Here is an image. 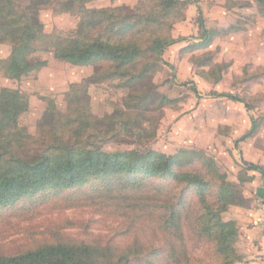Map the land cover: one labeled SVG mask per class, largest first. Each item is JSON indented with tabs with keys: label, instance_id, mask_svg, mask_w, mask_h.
I'll return each mask as SVG.
<instances>
[{
	"label": "rangeland",
	"instance_id": "obj_1",
	"mask_svg": "<svg viewBox=\"0 0 264 264\" xmlns=\"http://www.w3.org/2000/svg\"><path fill=\"white\" fill-rule=\"evenodd\" d=\"M179 1L182 13L170 31L174 44L167 46L163 62L141 84L131 88L117 80L92 84L101 76L98 68L75 66L43 51L31 61L45 66L20 80L0 70V90H18L26 98L27 112L18 122L25 135L39 138L45 113L52 107L57 114L67 115L70 90L76 88L89 98L88 114L105 122L98 126L106 128V136L93 139L103 152L167 156L193 152L204 162L207 159L235 185L236 192L230 195L235 203L222 213V220L236 224L234 264H247L250 246L264 228V10L257 0ZM86 7L140 11L149 4L147 0H94ZM38 18L45 33L65 37L76 32L80 20L49 9L40 11ZM10 53L9 45L0 44V60ZM131 92L148 94L151 100L126 110ZM124 120L129 121L127 127L122 126ZM248 164L261 172L250 170ZM105 184L97 180L57 197L46 191L50 199L38 206L0 209V255L14 256L46 245H95L103 250L105 264L125 254H131L129 264H175L164 258L168 247L159 234L125 233L127 221L105 206L108 198L101 187ZM154 185L166 183L155 180ZM186 234L183 264H222L212 244L190 237V229ZM164 244L165 252L159 254Z\"/></svg>",
	"mask_w": 264,
	"mask_h": 264
},
{
	"label": "trees",
	"instance_id": "obj_2",
	"mask_svg": "<svg viewBox=\"0 0 264 264\" xmlns=\"http://www.w3.org/2000/svg\"><path fill=\"white\" fill-rule=\"evenodd\" d=\"M93 1L0 0V44L11 48L10 55L0 60V70L20 80L45 66V62L31 61L37 52L45 51L75 66L98 68L101 76L92 84L117 80L131 88L146 81L155 65L163 62L167 46L174 44L170 31L183 4L179 0H147V10L88 9L86 5ZM257 2L264 10V0ZM46 9L79 16L76 32L66 37L45 33L38 14ZM79 90H70L71 111L67 115L57 114L53 107L45 113L38 139L18 127L28 108L24 95L10 88L0 90V209L21 204L19 208L25 210L47 202L46 191L57 197L100 180L106 183L101 185L108 198L105 206L128 223L125 233L159 234L168 247L167 253L165 244L159 252L165 259L183 264L190 229V237L214 246L222 264H234L236 224L224 222L222 213L235 203L230 198L235 185L226 181L214 164L193 152L171 156L103 152L93 139L106 136L105 124L104 129L98 126L105 122L88 114L89 98ZM150 100L148 94L131 92L124 104L131 111ZM123 125L127 127L129 121L124 120ZM155 180L166 185L156 186ZM138 226L146 227L138 230ZM135 244L137 248L139 244ZM102 254L95 245L56 244L14 256L0 255V264H105ZM129 255H115L113 264H129Z\"/></svg>",
	"mask_w": 264,
	"mask_h": 264
},
{
	"label": "crops",
	"instance_id": "obj_3",
	"mask_svg": "<svg viewBox=\"0 0 264 264\" xmlns=\"http://www.w3.org/2000/svg\"><path fill=\"white\" fill-rule=\"evenodd\" d=\"M264 224V220L262 221ZM257 241H253L252 249L250 246V252L248 255L247 264H264V228L260 235L255 237ZM251 244V243H250Z\"/></svg>",
	"mask_w": 264,
	"mask_h": 264
}]
</instances>
